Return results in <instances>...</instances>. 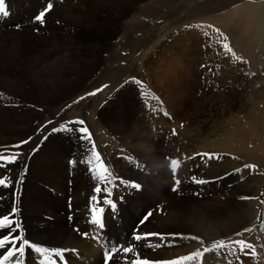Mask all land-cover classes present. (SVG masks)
I'll return each instance as SVG.
<instances>
[{"label": "bare ground", "instance_id": "6f19581e", "mask_svg": "<svg viewBox=\"0 0 264 264\" xmlns=\"http://www.w3.org/2000/svg\"><path fill=\"white\" fill-rule=\"evenodd\" d=\"M118 1L5 0L9 15H0V154L15 151L19 158L0 167V178L11 181L8 187L0 185V217L16 206L15 220L21 227L12 234L29 245L22 257L17 252L7 260L3 257L11 245L0 248V260L3 264H16L17 259L22 264H102L106 250L123 246L132 251L112 253L108 264H239L240 256L215 244L248 219V209L240 218L228 217L243 204L236 202L241 190L230 193L231 198L218 196L226 184L216 179L199 184L209 189L194 197L189 192L197 178L192 162L184 160L175 172V162L161 168L160 162L174 161L173 155L168 147L153 154L156 135L144 134L139 119L99 118L112 138L123 132L118 140L134 150L139 163L126 156L100 157L94 145L77 133L47 144L58 133V124H65L63 118H56L55 106L65 100L63 90L74 91L92 71L99 41L113 26L107 13H114ZM41 12H45L43 23L35 19ZM62 63L66 65L60 68ZM57 72L68 73L62 74L64 81L52 80ZM169 78L162 73L156 79L162 84ZM183 90L182 95L191 92ZM167 140L170 146L174 137ZM236 166L223 169L216 164L204 177L211 173L215 179ZM100 175L106 179L100 180ZM105 199L114 202L115 209ZM150 209L156 210L151 222L142 214L136 224L132 212ZM93 216L100 219L102 229L92 222ZM6 235L9 230L0 229V238ZM38 247L48 252L37 253Z\"/></svg>", "mask_w": 264, "mask_h": 264}, {"label": "rangeland", "instance_id": "374dc122", "mask_svg": "<svg viewBox=\"0 0 264 264\" xmlns=\"http://www.w3.org/2000/svg\"><path fill=\"white\" fill-rule=\"evenodd\" d=\"M263 7L264 0H119L114 13H107L113 26L99 41L92 71L74 91L63 90L65 100L55 109L65 124H58V133L47 142L50 146L77 133L100 157L126 156L139 163L134 150L118 140L123 132L112 138L99 118L139 119L144 134L156 135L153 154L168 147L173 155L174 161L162 160L161 168L176 160L192 162L197 178L189 192L194 197L209 189L200 188L199 181L223 180L225 190L217 195L226 198L241 190L236 202L243 204L228 217L240 218L248 209V219L221 240L225 251L241 257L239 264H264ZM162 73L171 78L160 84L156 78ZM62 74L68 73L57 72L52 80L64 81ZM183 89L191 92L182 95ZM216 164L237 166L205 178ZM145 213L132 212L136 224L142 214L151 222L156 210ZM239 241L245 244L233 243Z\"/></svg>", "mask_w": 264, "mask_h": 264}, {"label": "snow or ice", "instance_id": "6c2138e0", "mask_svg": "<svg viewBox=\"0 0 264 264\" xmlns=\"http://www.w3.org/2000/svg\"><path fill=\"white\" fill-rule=\"evenodd\" d=\"M52 5L49 4L48 5V9H51ZM0 15L3 16H8L9 12L6 10V4H5V0H0ZM45 16V12H41L39 15H37L35 17V19L41 23H43V17ZM225 48H228V45L225 44L224 45ZM230 50V49H229ZM83 131V130H82ZM23 143H27V141L25 142H21ZM16 147H19V145H17ZM19 158V154H15L12 156H4L3 154H0V167H7L9 164H14L17 159ZM179 165V161H175V164L173 166L172 171L175 172L176 168ZM105 172L107 173V169H105ZM100 180H105L106 176L105 175H100L99 176ZM108 179L110 180V173L108 174ZM179 180H177V184H179ZM199 183H203V181H199ZM11 184V181H9L8 183L5 182L4 178H0V185H3L5 187H8ZM133 187H139L138 185H132ZM95 191L97 193H99L101 191L100 187H97L95 189ZM110 194V193H109ZM92 199H96V197L94 196ZM104 203L106 204H111L113 209H115V204L114 202L105 199ZM17 212V207L13 206L12 211L10 214L5 215L3 217H0V229H4L7 228L9 230V235H6L2 238H0V248H6L7 245H11V248L8 249L7 251V255H5L3 257V260H7L10 257H13L16 255V253L18 252L19 255L22 257L24 255L25 252V248L29 245V242L26 239H23L21 236H17V235H13L12 233H15L21 226L16 222L15 220V215ZM92 222L98 226H100V228H103V224L101 223L100 219H98L97 217L93 216L92 218ZM86 235V234H85ZM134 239H136L137 241H139L141 239V237L139 235H136L134 237ZM233 243H240V244H245L244 241H239V242H233ZM17 244H19V247H17ZM216 247H222L224 246V241H218L215 244ZM247 247H251L250 245H246ZM118 251H123L125 253L127 252H131L132 248L131 247H123L121 246L120 249H117L116 247H113L109 250V252H106L105 255L106 257L109 256L110 253H116ZM205 251H207V249H205ZM36 252L37 253H47L48 249L45 248H36ZM56 255H60V253H56ZM3 260H0V264H3ZM16 264H22V262L17 259L16 260Z\"/></svg>", "mask_w": 264, "mask_h": 264}]
</instances>
